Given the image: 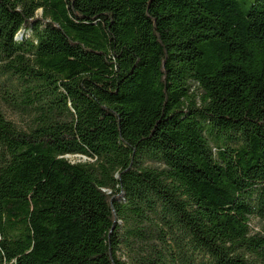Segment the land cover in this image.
<instances>
[{
  "label": "trees",
  "instance_id": "1",
  "mask_svg": "<svg viewBox=\"0 0 264 264\" xmlns=\"http://www.w3.org/2000/svg\"><path fill=\"white\" fill-rule=\"evenodd\" d=\"M253 216L264 0H0V264H264Z\"/></svg>",
  "mask_w": 264,
  "mask_h": 264
},
{
  "label": "rangeland",
  "instance_id": "2",
  "mask_svg": "<svg viewBox=\"0 0 264 264\" xmlns=\"http://www.w3.org/2000/svg\"><path fill=\"white\" fill-rule=\"evenodd\" d=\"M37 13L39 16L42 15L41 10H38ZM25 35L30 36L31 32H27L25 34L24 30H22L18 34L17 38L22 39L23 36H25ZM5 109H6V113H7L8 117L10 119H13L14 121L18 122L19 124H25L26 122H28V120L30 118L28 114H24V113H21L19 111L13 110L12 108L7 107L6 105H5ZM69 157L72 161L91 160V158H88V157L82 156V155H70ZM147 164L151 165V166H156V167L161 166L158 162H155L152 160H148ZM250 226H251L252 232H261V233L263 232L264 233V219L263 218L253 216L251 219V222H250ZM122 253H123V257L127 258L126 257V248H123Z\"/></svg>",
  "mask_w": 264,
  "mask_h": 264
}]
</instances>
